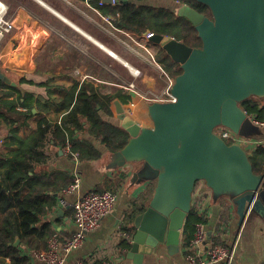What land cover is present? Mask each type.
<instances>
[{"label":"crops","instance_id":"0c3cea01","mask_svg":"<svg viewBox=\"0 0 264 264\" xmlns=\"http://www.w3.org/2000/svg\"><path fill=\"white\" fill-rule=\"evenodd\" d=\"M2 1L9 7L15 28L0 42V72L6 84L16 88L18 94L31 96L29 103L33 107V116L17 126L19 136L26 138L33 134L43 117L60 122L65 115L57 118L56 105L72 86L84 83L94 86L104 99L109 98L104 103L113 115L101 111L105 121L121 127L119 111L123 109L124 114L142 127H153L148 113L152 103L140 94H162L173 80L156 60L163 48L148 40L146 34L138 35L119 25L112 10L121 0L115 5L111 0ZM125 1L154 7L176 6V0ZM132 69L140 71V76L136 78ZM131 84H135V89L130 88ZM2 92L7 90L0 89ZM256 127L257 134L245 138L257 145L264 144V128ZM10 129L11 121L1 117L0 157L12 151L4 146ZM73 139L92 144L101 157L82 161L67 154L65 149H58V158L44 170L62 171L73 177L77 174L81 185L74 192L66 189L57 194L56 205L43 221L49 222L62 238H70L76 231L74 209L64 207L63 201L74 203L88 192L103 190L116 192L118 197L112 214L87 235L83 246L69 255L66 264L79 261L86 264H188L184 238L181 251L174 255L162 246L141 262L128 256L131 246L125 250L120 247V241L126 238L122 229L126 225L133 226V223L127 224L131 214L136 217L142 214L135 210V205L141 208L143 201L149 198L148 207L154 195V181L131 182L141 163L112 168L113 153L89 131L77 133ZM27 193L28 189H25L23 195ZM198 195L203 199L198 211L205 217L213 243L234 247L235 264H264V199L257 208L246 213L241 222L237 207L229 198L215 201L204 184L197 190ZM134 233L135 229L131 237L127 235L130 245ZM23 250L28 254L33 251L27 247ZM32 259V264H42ZM4 264H10V260H5Z\"/></svg>","mask_w":264,"mask_h":264},{"label":"water","instance_id":"95a60500","mask_svg":"<svg viewBox=\"0 0 264 264\" xmlns=\"http://www.w3.org/2000/svg\"><path fill=\"white\" fill-rule=\"evenodd\" d=\"M195 1L206 5L212 17L187 4L179 5L177 14L194 25L201 48L169 36L151 38L181 66L171 88L175 102L149 104L150 128L119 111L130 139L113 154L111 167L141 163L131 182L156 181L146 211L133 221L128 256L140 262L162 246L172 255L181 251L197 183L215 201H233L241 222L264 199V174L254 173L242 146L229 145L215 133L218 127L248 138L258 132L240 104L264 99V0ZM0 80L6 81L1 72Z\"/></svg>","mask_w":264,"mask_h":264},{"label":"trees","instance_id":"16d2710c","mask_svg":"<svg viewBox=\"0 0 264 264\" xmlns=\"http://www.w3.org/2000/svg\"><path fill=\"white\" fill-rule=\"evenodd\" d=\"M175 4V7H154L121 0L112 13L116 15L120 26L138 35L153 33L169 36L191 48H201L202 41L197 30L187 18L177 14V8L187 4L212 17L210 9L195 0H179ZM156 60L172 78L182 73L181 66L164 50L160 51ZM0 89L7 90L0 93V118L11 121L8 142L4 146L12 150L0 157V264H4L7 259L10 264H32L31 253L24 252L23 247L33 251L47 250L49 240L56 231L43 218L56 205V195L66 190L74 180L69 173L44 170L56 161L58 149L64 150L71 144L72 151L78 154L80 160L93 161L101 157L100 152L86 141L73 139L77 133L89 131L113 154L124 149L130 136L122 127L102 118L101 111L108 116L113 115L110 107L104 103L109 98L104 99L94 86L84 83L81 86H72L67 96L56 105L57 118L58 115H65L61 119V125L58 120L43 117L38 121L35 132L22 138L17 126L33 116V107L29 103L31 96L22 97L16 88L3 80H0ZM15 94L18 96L14 97ZM11 97L14 98L10 99ZM240 106L248 116L264 122V99L253 97L242 102ZM248 154L254 173L263 175L264 144ZM153 183L155 191L156 181ZM201 184L199 182L196 185L193 209L184 228L186 244L193 238L197 224L206 222L205 217L198 211V205L203 200L202 196H197ZM25 189H28V193L24 196ZM148 201L149 198L143 201L141 208L135 205V210L145 212ZM135 217L136 214H131L127 224L133 223ZM133 231L134 227L128 225L122 229L130 237ZM17 240L20 244L15 247ZM120 247L129 249L130 241L122 238Z\"/></svg>","mask_w":264,"mask_h":264},{"label":"built area","instance_id":"2783aa9c","mask_svg":"<svg viewBox=\"0 0 264 264\" xmlns=\"http://www.w3.org/2000/svg\"><path fill=\"white\" fill-rule=\"evenodd\" d=\"M111 2L114 5L118 4V0H111ZM103 4L104 2L101 1V5ZM14 28L15 25L13 18L10 17L9 14V7L0 0V42L6 35L10 34ZM153 35V33H148L146 34V38L151 40ZM132 72L136 78L140 76V71L132 69ZM173 82H171L168 88L160 94L159 99H150L146 97V95H140L151 103L175 102L176 99L171 93ZM130 88L135 89V84H131ZM255 122L264 128V122ZM59 124L61 125V121ZM215 133L229 145L238 144L242 146L247 153L253 152L256 147L259 146L251 139L240 136L225 127L216 128ZM65 152L72 155L75 159H78V155L72 152L71 144L67 145ZM80 185L81 178L76 174L73 183L67 188V191L74 192ZM117 197V193L113 191H91L79 197L74 203L63 201L64 207H71L74 209L75 233L70 238L66 239L62 238L59 233H54L49 240L47 250L32 251V258L42 264H66L69 255L83 246L87 235L97 230L101 226L103 220L112 214L115 209ZM125 237L127 238L128 236L126 235ZM186 251L188 264H235L236 260V250L234 247L213 243L210 230L205 221L197 224L193 239L186 244ZM76 264L86 263L84 261H79Z\"/></svg>","mask_w":264,"mask_h":264},{"label":"rangeland","instance_id":"374dc122","mask_svg":"<svg viewBox=\"0 0 264 264\" xmlns=\"http://www.w3.org/2000/svg\"><path fill=\"white\" fill-rule=\"evenodd\" d=\"M161 80V79H160ZM172 80L174 81L175 80V77L172 78ZM144 95H146V97L150 98V99H159L160 97V93H144ZM166 98V97H165ZM164 98V99H165ZM203 184V183H202ZM104 191V190H103ZM106 191V190H105Z\"/></svg>","mask_w":264,"mask_h":264}]
</instances>
